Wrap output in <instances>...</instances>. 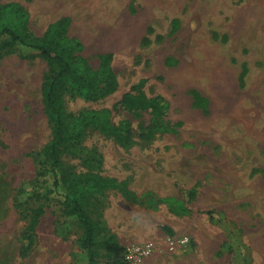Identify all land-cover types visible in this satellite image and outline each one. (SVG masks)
Masks as SVG:
<instances>
[{
	"label": "rangeland",
	"instance_id": "rangeland-1",
	"mask_svg": "<svg viewBox=\"0 0 264 264\" xmlns=\"http://www.w3.org/2000/svg\"><path fill=\"white\" fill-rule=\"evenodd\" d=\"M6 2L25 9L35 35L68 16V34L93 68L112 53L116 91L95 101L70 96L65 106L111 109L118 135L88 126L61 158L63 169L123 184L82 204L125 248L149 247L128 264H264V0ZM46 71L28 47L0 58V264L84 262L81 228L42 196L48 179L36 173L51 136L40 92ZM141 79L145 96L164 106L163 125L150 134L152 113L118 103Z\"/></svg>",
	"mask_w": 264,
	"mask_h": 264
},
{
	"label": "trees",
	"instance_id": "trees-1",
	"mask_svg": "<svg viewBox=\"0 0 264 264\" xmlns=\"http://www.w3.org/2000/svg\"><path fill=\"white\" fill-rule=\"evenodd\" d=\"M27 24L26 11L19 3L0 4V58L13 46L20 45L36 50L47 65L40 92L51 136L39 152L36 168L38 175L48 179L42 196L58 201L81 228L77 239L84 257L81 264H128L124 257L125 246L105 226L94 221L82 204L85 198L94 193L123 187V184L93 171L63 169L61 158L63 150L88 126L94 125L109 136L118 135L115 124L110 120L111 109L101 107L68 111L65 106L66 98L70 96L95 101L116 91L118 81L111 66L112 53H102L97 67L93 68L81 54L82 42L68 34V16L49 23L41 35L31 33ZM144 81L139 80L131 89L134 93H124L118 103L127 109L152 113L154 120L148 125L150 134L162 127L160 117L164 113V106L161 98L145 96L140 89ZM178 207L182 212L187 211L182 204ZM43 211L42 203L31 208L29 229L37 225ZM163 229L172 233L167 226H163ZM30 238L27 233L24 235V246L29 245Z\"/></svg>",
	"mask_w": 264,
	"mask_h": 264
},
{
	"label": "built area",
	"instance_id": "built-area-1",
	"mask_svg": "<svg viewBox=\"0 0 264 264\" xmlns=\"http://www.w3.org/2000/svg\"><path fill=\"white\" fill-rule=\"evenodd\" d=\"M172 243V242H171ZM149 247L148 246H141L137 247L135 250H130L128 248L125 249V259L129 261L131 259H135L137 257H141L144 255Z\"/></svg>",
	"mask_w": 264,
	"mask_h": 264
}]
</instances>
